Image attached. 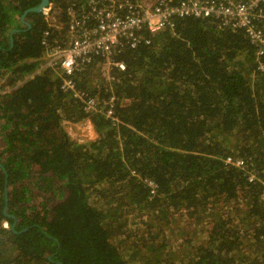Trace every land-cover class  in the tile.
<instances>
[{"label":"trees","instance_id":"trees-1","mask_svg":"<svg viewBox=\"0 0 264 264\" xmlns=\"http://www.w3.org/2000/svg\"><path fill=\"white\" fill-rule=\"evenodd\" d=\"M41 1L0 0V264H264V54L213 18L179 19L115 55L111 83L104 60L75 74L115 96L114 124L38 71L44 33L63 45L86 0H50L54 21L28 12L27 28ZM86 121L95 140L63 126Z\"/></svg>","mask_w":264,"mask_h":264},{"label":"built area","instance_id":"built-area-1","mask_svg":"<svg viewBox=\"0 0 264 264\" xmlns=\"http://www.w3.org/2000/svg\"><path fill=\"white\" fill-rule=\"evenodd\" d=\"M49 12L46 8V15ZM66 15L63 45L58 38H54L58 39L55 46L50 45L49 39H53L50 29L43 35L45 67L63 78L61 90L80 101L85 113L104 114L115 124L119 122L115 117V96L79 89L75 74L99 59L104 60V72L112 81L109 74L113 68L125 70L123 62L114 61L115 55L149 44L153 34L173 31L179 19L192 15L213 18L220 27L244 31L256 47L257 59L264 54V0H86L78 6L71 3ZM259 68L263 69L261 63ZM226 162L248 172L250 181L255 178L247 160L228 158ZM148 183L155 187L153 182Z\"/></svg>","mask_w":264,"mask_h":264},{"label":"rangeland","instance_id":"rangeland-1","mask_svg":"<svg viewBox=\"0 0 264 264\" xmlns=\"http://www.w3.org/2000/svg\"><path fill=\"white\" fill-rule=\"evenodd\" d=\"M47 18L49 19L50 22L54 21V12L52 13H48ZM47 69V67H46ZM106 70V69H105ZM104 68L102 69V71H105ZM107 75L103 74L102 77H104ZM108 83H111V81L108 80V78L106 79ZM64 129L67 132V134L69 135V137L71 139H73L74 141L77 142H85V141H90V140H95L97 138V133L95 132V130L93 129V126L89 123V122H83L80 124H72L71 122H65L64 123ZM178 215L175 216H169V221L174 222L175 219H177ZM177 223L179 220H176ZM182 225H180L179 227H181ZM183 235H185V233L181 232L180 235H175V240H177L178 243H182L183 240L181 237H183Z\"/></svg>","mask_w":264,"mask_h":264},{"label":"water","instance_id":"water-1","mask_svg":"<svg viewBox=\"0 0 264 264\" xmlns=\"http://www.w3.org/2000/svg\"><path fill=\"white\" fill-rule=\"evenodd\" d=\"M49 3H50V0H42L41 3H40L38 6L33 7V8H30V9H28V10H26V11L24 12V14H23V16H22V22H24V23L27 25V28H29L30 25H29V23L25 22V20H24L25 15H26L28 12H39V13H40V12L44 11V10L47 8V6L49 5ZM6 204H7V197H6ZM6 210H7V207L4 208V212H5V213H6ZM9 217H12V218H13L12 215H10ZM14 227H15V223H14V225L12 226V229H14ZM27 230H28V228L23 229L22 232H25V231H27ZM42 231H43V230H42Z\"/></svg>","mask_w":264,"mask_h":264},{"label":"crops","instance_id":"crops-1","mask_svg":"<svg viewBox=\"0 0 264 264\" xmlns=\"http://www.w3.org/2000/svg\"><path fill=\"white\" fill-rule=\"evenodd\" d=\"M45 55H46V52H44V56L42 57V59L39 60V61H42V65L40 66V68L38 70L39 72H42V71L46 70V67H45Z\"/></svg>","mask_w":264,"mask_h":264},{"label":"clouds","instance_id":"clouds-1","mask_svg":"<svg viewBox=\"0 0 264 264\" xmlns=\"http://www.w3.org/2000/svg\"><path fill=\"white\" fill-rule=\"evenodd\" d=\"M262 65V64H261ZM263 67V66H262ZM119 123V122H118ZM115 124V123H114ZM152 182V181H151ZM148 183V182H147ZM149 187L152 189L151 193L153 194V192L155 191L156 185L155 187H152L149 183H148ZM7 226V225H5Z\"/></svg>","mask_w":264,"mask_h":264}]
</instances>
